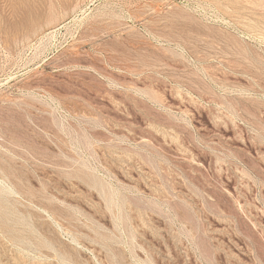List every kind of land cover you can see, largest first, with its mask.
Returning <instances> with one entry per match:
<instances>
[{"label":"rangeland","instance_id":"rangeland-1","mask_svg":"<svg viewBox=\"0 0 264 264\" xmlns=\"http://www.w3.org/2000/svg\"><path fill=\"white\" fill-rule=\"evenodd\" d=\"M0 264H264V0H0Z\"/></svg>","mask_w":264,"mask_h":264}]
</instances>
